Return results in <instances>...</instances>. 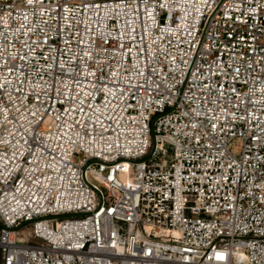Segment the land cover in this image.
Wrapping results in <instances>:
<instances>
[{
	"label": "built area",
	"instance_id": "2783aa9c",
	"mask_svg": "<svg viewBox=\"0 0 264 264\" xmlns=\"http://www.w3.org/2000/svg\"><path fill=\"white\" fill-rule=\"evenodd\" d=\"M3 264H264V0H0Z\"/></svg>",
	"mask_w": 264,
	"mask_h": 264
},
{
	"label": "trees",
	"instance_id": "16d2710c",
	"mask_svg": "<svg viewBox=\"0 0 264 264\" xmlns=\"http://www.w3.org/2000/svg\"><path fill=\"white\" fill-rule=\"evenodd\" d=\"M0 264H3V253L0 251Z\"/></svg>",
	"mask_w": 264,
	"mask_h": 264
}]
</instances>
